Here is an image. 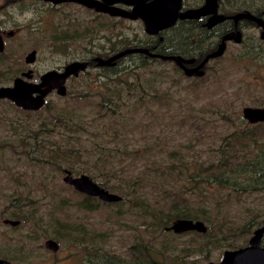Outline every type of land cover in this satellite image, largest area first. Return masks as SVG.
<instances>
[{
	"label": "rangeland",
	"instance_id": "rangeland-1",
	"mask_svg": "<svg viewBox=\"0 0 264 264\" xmlns=\"http://www.w3.org/2000/svg\"><path fill=\"white\" fill-rule=\"evenodd\" d=\"M245 6L264 8V0L222 1L219 9ZM0 27V85L92 60L67 78L64 94L53 90L38 108L0 98V257L14 264H214L264 224V120L242 114L246 105L264 106L257 26L243 21V41L191 73L162 55L198 62L218 37L187 32L188 25L165 29L162 48H151L159 34L140 18L69 1L0 0ZM171 37L179 43L171 46ZM131 47L154 55L94 60ZM28 69L31 78L22 75ZM82 173L121 198L103 200L64 180ZM176 218L201 220L205 229L175 232Z\"/></svg>",
	"mask_w": 264,
	"mask_h": 264
},
{
	"label": "water",
	"instance_id": "water-1",
	"mask_svg": "<svg viewBox=\"0 0 264 264\" xmlns=\"http://www.w3.org/2000/svg\"><path fill=\"white\" fill-rule=\"evenodd\" d=\"M54 1H77L87 6H95L97 10L106 11L113 15H123L135 17L140 16L146 24L149 32H156L162 27H166L174 22L179 14L180 0H54ZM123 2L126 4H132L131 11L114 5L113 3ZM215 0H206L204 4L198 7H190L184 10V14L187 16H197L199 14L207 13L215 9ZM236 17L246 16L254 18L255 16L250 12H238ZM264 36V33H263ZM3 40L0 35V50L3 48ZM224 42L220 44V47L211 53H208L203 60L194 68L184 67L187 72L199 69L202 64L212 56L220 55L224 48H222ZM131 51H143L148 52L145 48H124L118 52L108 56L107 58L94 57L98 63H109L117 57L131 52ZM149 53V52H148ZM35 49L31 50L27 56L26 61L32 62L34 60ZM175 58L178 62L180 56L172 55L165 56ZM92 60H72L65 64L62 68H50L42 72L38 81H31L17 76L14 78L13 83L10 85H0V98L7 97L13 100L17 105L24 108L34 109L38 108L44 101L45 95L52 89L60 94L66 92L65 81L71 74H77L79 69L85 68L86 65L91 64ZM26 78L32 76V69H28L22 72ZM35 93V94H34ZM242 114L251 123L264 120V106H250L246 105L242 108ZM64 180L72 184L79 191L85 192L92 196H97L103 200L115 201L121 198V195L112 192L109 189L101 186L97 181L93 180L87 174L70 175L67 174ZM5 222L16 223V220L4 219ZM169 228L175 232L187 231L190 229H205V225L201 220H194L191 218H176L174 219ZM264 236V224L257 226L248 243L237 248L226 249L223 252L221 259L214 264H264V245H262V239ZM48 248L57 250V242L51 238L45 241ZM0 264H13L11 260L0 257Z\"/></svg>",
	"mask_w": 264,
	"mask_h": 264
},
{
	"label": "flooded vegetation",
	"instance_id": "flooded-vegetation-1",
	"mask_svg": "<svg viewBox=\"0 0 264 264\" xmlns=\"http://www.w3.org/2000/svg\"><path fill=\"white\" fill-rule=\"evenodd\" d=\"M47 1L51 2L52 4H58V3L61 4L63 2H68V1H54V0H47ZM205 1L206 0H199V1H197V4H195L193 6H184V4H183L184 0H180L179 14L176 17V19L174 20V22L172 24L166 26V27H162V28L158 29L156 32H149L147 30L145 21L138 15H136L135 17L123 16V15H121V16L128 17V18H140L143 21L145 29H146V31L148 33L159 34L158 41L156 42L155 46L151 47V48H162L161 45L163 44L165 39H164V37L162 35H160V33L162 34V32L165 29L167 30V29H171L173 27L175 28V27L179 26V24L188 25L187 32H190V33H196L197 30H200L201 33H203L204 37L214 34L216 37H218V39L215 40L212 44H210L207 47V48H215L214 50L219 48L220 44L222 42H224V45H223L222 48H226L228 46L229 42H235V43L242 42L243 41V34L240 31V29H241L243 21H246V22H248L249 24H251L253 26H257L259 28V32H260L261 38L264 39V36H263V33H264V8H260V7L253 8V7H250V6H245L243 10H238V11H236L234 13H231V12L230 13H226L224 11H221V9H219V8H220V4H221L222 1H226L227 2L229 0H215V3H216L215 9H213L212 11H209V12L203 13V14H199L197 16H187V15L184 14V10L185 9L190 8V7H198V6L202 5V4H204ZM69 2H75V3L83 4V3H80V2H77V1H69ZM113 4L121 6V7L125 8V9H127L129 11H131V9L133 8L132 4H126V3H123V2H116V3H113ZM83 5H85V4H83ZM85 6H87V5H85ZM87 7L95 8V6H87ZM238 12H250L255 17L254 18L246 17V16L236 17L235 15ZM7 34L8 35L13 34V30H8ZM0 35L2 37L1 27H0ZM173 37H171V39H170L171 42H172L171 46H175V43H179V42L173 40ZM199 39H200V36H199ZM2 40H3V38H2ZM194 41H195V44H196L197 39L193 38V42ZM171 46H169V47H171ZM195 46H197V45H195ZM163 48H165V47H163ZM191 48H194V46H192ZM214 50L208 51L205 54V56L208 53L213 52ZM148 52H145V53L148 54V55H151V56L154 55L149 50H148ZM165 56H167V55H165ZM168 56H170V55H168ZM179 56H180L179 62L175 58H172V59H175L176 62H178V64L183 69H184L185 66L186 67H190V68L196 67L203 60V58L205 57L204 56L200 61L196 62L194 60V58H192L190 56H181V55H179ZM212 57H215V56H212ZM165 58H168V57H165ZM209 58H211V57H209ZM60 68H62V67H60ZM193 71H198V69L193 70ZM67 78H66V80H67ZM28 80H30V79H28ZM38 80H39V77H38ZM38 80H35V81H38ZM53 90L56 91V89L54 88L50 92H52ZM50 92H48L47 94H49ZM47 94L45 96H47ZM12 263L14 264V262H12Z\"/></svg>",
	"mask_w": 264,
	"mask_h": 264
},
{
	"label": "trees",
	"instance_id": "trees-1",
	"mask_svg": "<svg viewBox=\"0 0 264 264\" xmlns=\"http://www.w3.org/2000/svg\"><path fill=\"white\" fill-rule=\"evenodd\" d=\"M98 182V181H97ZM99 183V182H98ZM100 184V183H99ZM197 185L200 187L199 183H197Z\"/></svg>",
	"mask_w": 264,
	"mask_h": 264
},
{
	"label": "clouds",
	"instance_id": "clouds-1",
	"mask_svg": "<svg viewBox=\"0 0 264 264\" xmlns=\"http://www.w3.org/2000/svg\"><path fill=\"white\" fill-rule=\"evenodd\" d=\"M26 15H30V14H26Z\"/></svg>",
	"mask_w": 264,
	"mask_h": 264
}]
</instances>
